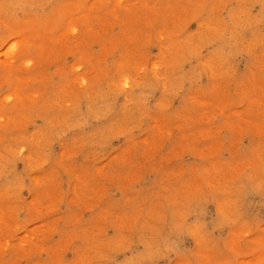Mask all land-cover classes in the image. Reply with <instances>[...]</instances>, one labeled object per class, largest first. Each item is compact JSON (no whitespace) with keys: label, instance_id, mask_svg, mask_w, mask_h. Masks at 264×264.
Instances as JSON below:
<instances>
[{"label":"rangeland","instance_id":"374dc122","mask_svg":"<svg viewBox=\"0 0 264 264\" xmlns=\"http://www.w3.org/2000/svg\"><path fill=\"white\" fill-rule=\"evenodd\" d=\"M0 264H264V0H0Z\"/></svg>","mask_w":264,"mask_h":264}]
</instances>
